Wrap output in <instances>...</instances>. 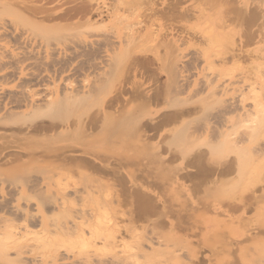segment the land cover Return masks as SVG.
I'll use <instances>...</instances> for the list:
<instances>
[{"label": "rangeland", "instance_id": "rangeland-1", "mask_svg": "<svg viewBox=\"0 0 264 264\" xmlns=\"http://www.w3.org/2000/svg\"><path fill=\"white\" fill-rule=\"evenodd\" d=\"M46 4L56 10L70 5H63L62 1H49ZM142 6V10L138 6L137 16V9L133 7L125 11L124 17H105L95 27L86 23L70 25L71 20L64 21L62 27L51 31L53 37L61 38L110 32L116 36H112L116 40L115 43L119 44L123 40L130 42L129 35L133 37L130 33L134 27L138 44L134 51L135 57L151 58V63L147 65L149 70L135 71L130 63L129 50H125V44L122 47L124 50L117 44V49L110 51L114 63L111 62V67L106 66V71L101 69L99 72L102 73L86 72L82 74L84 76H69L64 79L62 83L66 82V85L71 80V86L78 83L99 87L81 109L82 113L93 112L102 107L103 102L116 92L130 96L138 86L142 90L150 91L158 87L164 88L167 74L163 68L169 69L168 63L172 62L173 56L169 53V48L166 49L168 45L163 44L172 37L181 35H184L185 40L180 46L201 56L198 72H207L211 77L210 81H213L210 83L217 88L211 86L213 89L208 87L206 91L204 88V91L201 89L192 93H189V89L181 93L173 92L167 100L164 98L158 104L145 107L146 109L142 106L144 103L141 98H133L126 108L129 109L126 111L129 126L124 122L120 128L125 129H119L123 134L120 135L117 131L120 135L117 137L119 141L116 145L102 144L100 149H97L104 163L113 165L115 171L106 168L98 170L71 167L62 169L61 173L59 168L58 173L56 167L50 165L23 164L15 168L6 165L2 160L0 193L2 185L7 188L11 185L19 189L18 194L12 197L13 203L17 202L16 198L20 195L39 198L42 195L26 189L25 184L29 175H37L40 181L47 182L43 184L46 190L50 189V192L57 194L60 192H57L59 186L55 185L56 182L54 184L56 178L63 183L75 182L83 191L94 189L103 196L115 189L126 196L148 194L156 201V210L148 220L138 223L136 236H129L134 244L139 238L154 236V248L145 245L149 251L148 259H167V264H264V233H256L264 229V33L258 34L254 40L244 42L247 39V30L259 31L260 27L264 29V17H259L254 22L243 20L255 9L264 11V0H144ZM184 9L187 10L186 15H180ZM118 39L121 40L117 41ZM132 39L134 37L131 41ZM130 46L126 44V47ZM232 51H241L242 54L240 57H233ZM15 83L16 81L11 80L6 85L12 86ZM208 89L219 91H210L212 95L208 93ZM32 90L39 92L42 89L35 85ZM221 90L222 93H219ZM228 99H238L245 103L242 104L245 107L235 112L231 110L223 113L226 115L220 118L225 121L216 117L224 123L227 122L223 126V122L218 120L222 124L218 127L217 119L214 118L217 125L214 124V119L211 120L212 113L214 108L216 111L217 106H222L223 100ZM196 100L203 104L196 105V112L184 114L156 134L147 129L145 136L148 142L145 144L137 140V125L156 121L166 111L186 102L196 104ZM24 117L19 119H26ZM209 120L214 127L224 128L223 137H219L222 130L218 131L217 135L214 132L213 135L210 134V130L215 128ZM138 121L140 122L137 124ZM216 129L215 132L218 130ZM4 131L11 132L8 129ZM117 134L116 136H119ZM212 141H215V144ZM200 152L204 153V166L210 167L217 162L219 166L225 163L227 165V162L234 158L235 168L232 166V171L219 176L204 168L200 170L199 163L193 162L194 156ZM212 159L215 160L214 163ZM111 182L117 183V187H112ZM23 189H26V193L20 194ZM251 196H257V199L254 200ZM244 197H250L252 203L256 202L236 211L233 206L240 203ZM22 201L20 205L24 203ZM124 208L129 211L130 205ZM33 209L37 211L36 205ZM60 215H50L45 225L26 226L21 220L1 222L0 243L8 241L14 251L26 246L36 247L46 241L43 237L54 230L56 220L61 223L65 219V223L76 217L70 213ZM111 215L107 212L101 213L102 225L99 224L100 228L96 226L97 229L93 226L92 229L97 230L98 234L107 233L106 235L110 236L112 228L106 221ZM8 216H11L9 211L0 208V218L5 219ZM103 247L102 250L100 247L97 255L113 251L111 244H108L106 249ZM81 253L89 252L83 249ZM1 259H4V256L0 251Z\"/></svg>", "mask_w": 264, "mask_h": 264}, {"label": "bare ground", "instance_id": "bare-ground-1", "mask_svg": "<svg viewBox=\"0 0 264 264\" xmlns=\"http://www.w3.org/2000/svg\"><path fill=\"white\" fill-rule=\"evenodd\" d=\"M49 1H62L63 5L65 3L70 5L56 10L46 4ZM143 2L144 0H0V164L3 160L6 165L15 168L23 164L50 165L56 167L57 171L60 168V173L62 169L71 167L98 170L106 168L115 171L113 165L104 163V159L101 158L97 149H100L102 144L116 145L119 141L117 137H120L125 129V127L123 129L120 127H123L122 124L126 123V119L129 118L126 113L129 110H126L127 104L133 98H141L142 100H140L144 103L143 108H149L152 104H158L164 98L170 97L173 92L181 93L189 89V93H192L199 92L201 89L204 91V88L206 91V88L211 86L217 88L216 85L210 83L213 81H210L211 77L206 74L207 72L203 70L198 72L199 66H201V56L188 52L186 48L180 46L185 40L184 35H181L172 37L163 44L168 45L166 49L169 48V53L173 56L172 62L169 60L168 62L171 63L167 62L170 65H168L169 69L164 70L163 68L167 74L164 88L158 87L154 91H150L142 90L138 86L133 89L130 96H123L121 92H116L103 102L102 107L93 112L82 113L81 109L89 101V97L98 91L99 87L78 85L77 80L75 81L77 86H71L70 80L69 87L66 82L65 84L62 81L69 76L99 72L106 66L111 67L114 59L112 60L110 57V51L117 49L115 47L118 44L112 37L115 35L108 32L101 35L92 33L61 38L60 36L53 37L51 31L59 28L64 24V21L71 20L70 25L86 23L95 27L105 17H124L125 11L133 7L137 9L135 12V16H137L139 14L138 6L142 10ZM255 10L243 20L254 22L259 17H264V13L262 14L264 11ZM186 12L187 10L184 9L180 15L185 16ZM262 33H264V29L261 27L259 31L247 30V39L244 42L254 40L258 34ZM130 34L134 39L131 41L133 37L129 35L130 38H127L130 39V42L126 43L123 40L124 43H121L120 41V48L125 44V50H129L128 53H134L132 55L127 53L131 57L130 63L133 64V70L144 69L147 71L149 70L147 65L151 63V58L135 57L134 51L138 44L134 27ZM189 38L191 37L189 36ZM119 40L121 39L117 41ZM126 40L128 41V39ZM126 44L128 47L131 45L130 48H132L126 47ZM168 50H166V54H168ZM231 53L233 57L236 55L240 57L242 54L241 51L238 53L232 51ZM168 58L170 59V57ZM150 69L152 71V68ZM11 80L16 83L12 86L6 85ZM2 81L7 83L4 84ZM35 85L40 86L42 90L39 92L32 90V86ZM213 88L211 87V89ZM208 90V93L214 91ZM222 90L219 93H222ZM223 101L221 102L222 106L220 108L217 106L216 111L215 108L214 111L212 109L214 113H212L211 120L217 119L218 127L222 126L221 123L225 121L224 118H220L226 115L223 113L231 110L235 112V110L245 107L242 105L245 103L238 99H228L227 102L224 101V104ZM200 103L198 101L196 104L195 102L180 104L163 113V116L156 121L151 123L147 121L137 125L136 132L139 136L136 135L137 140L142 144L147 143V129L153 131L152 134H156L161 128L177 121L184 114L196 112ZM202 105L200 104V106ZM45 110L47 113H42ZM21 116H25L26 119H19ZM215 119L214 124H216ZM211 120L209 123L213 126ZM209 123L206 127L209 126ZM226 123L223 122V126ZM128 124L127 122L126 126ZM218 127L214 128L218 129ZM5 129L11 130V132L7 133L4 131ZM119 129H122L121 133ZM215 129L210 130L211 133L208 132L212 135L214 132L217 135L218 131L224 130V128L216 129L215 132ZM117 131L120 135L117 134ZM222 131L219 137L224 136L222 133L225 132ZM208 132L206 133L209 135ZM214 137L216 136L214 135ZM212 142L215 144V141ZM203 154L200 152L193 158V162L199 163L200 170L204 168L219 176L230 172L233 169L232 166L234 167V158L229 160L227 165L225 163V166H219L218 162L210 167L204 166ZM56 179L54 184L56 182L55 185L59 186L57 192L60 194L52 193L50 189L46 190L43 184L47 182L40 181L37 175H29L25 183L26 189L36 191L42 196L38 198L20 195L16 198L17 202L15 203L12 202V197L18 194L19 189L11 185L8 188L5 185L1 186L0 208L7 209L11 216L5 219L0 218V223L21 220L26 226H36L45 225L52 214L70 213L76 217L65 223H63L65 219L61 223H57L56 220L54 222L56 224H53L54 230L50 231L51 233L46 237L41 236L46 241L36 247L26 246L14 251L8 241H3L0 243V251L4 259L0 260V264H167V259H148L149 251L145 245L154 248V236L135 240L137 245L129 239L136 236L139 229L138 223L148 220L156 210L157 203L154 198L142 193L126 196L115 191L116 189L115 192L112 190L113 192L109 191L103 196L94 189L83 191L80 189L81 186L75 182L63 183L59 178ZM115 185L117 187L118 184L111 182L112 187ZM26 189H23L20 194L26 193ZM255 197L257 196L252 198L256 200ZM22 200L25 204L20 205ZM255 202L253 201V203ZM251 203L250 197L247 199L244 197L240 203L233 207L235 210H240ZM34 204L37 211L33 209ZM128 204L130 205L129 211L124 208ZM106 212L112 214L106 221L112 228L110 236H107V233H104L105 235L100 233V235L97 230L92 229L93 226L100 228L99 224L103 223L101 213ZM60 216L62 217V215ZM256 233H264V229H260V232L256 231ZM108 244H111L113 251L105 255H97L100 247L101 250L103 246L106 249ZM83 249L88 250L89 255L81 253Z\"/></svg>", "mask_w": 264, "mask_h": 264}]
</instances>
